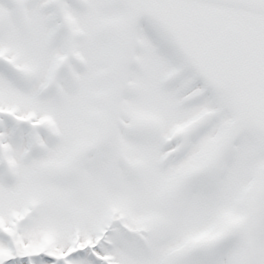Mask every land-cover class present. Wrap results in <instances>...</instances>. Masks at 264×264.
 I'll return each instance as SVG.
<instances>
[{
  "label": "snow or ice",
  "instance_id": "snow-or-ice-1",
  "mask_svg": "<svg viewBox=\"0 0 264 264\" xmlns=\"http://www.w3.org/2000/svg\"><path fill=\"white\" fill-rule=\"evenodd\" d=\"M0 264H264V0H0Z\"/></svg>",
  "mask_w": 264,
  "mask_h": 264
}]
</instances>
